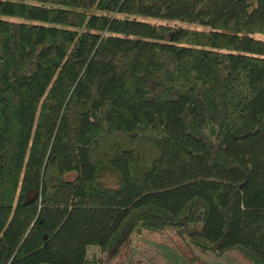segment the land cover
Segmentation results:
<instances>
[{
	"label": "trees",
	"instance_id": "16d2710c",
	"mask_svg": "<svg viewBox=\"0 0 264 264\" xmlns=\"http://www.w3.org/2000/svg\"><path fill=\"white\" fill-rule=\"evenodd\" d=\"M260 35L264 0H0V264L168 227L264 264Z\"/></svg>",
	"mask_w": 264,
	"mask_h": 264
},
{
	"label": "rangeland",
	"instance_id": "374dc122",
	"mask_svg": "<svg viewBox=\"0 0 264 264\" xmlns=\"http://www.w3.org/2000/svg\"><path fill=\"white\" fill-rule=\"evenodd\" d=\"M142 20L158 23L154 19ZM171 24L184 27L193 26L181 22H172ZM260 38H264V35H260ZM120 142L119 140L101 138L94 157L103 160V156L109 154L111 144ZM120 144L135 152H141L144 156H149L152 153V147L146 140H140L133 144L123 141ZM87 257L90 261H98L97 264L99 261L102 264H254L236 249L226 251L222 255L202 252L189 241L185 234H181L174 227H168L162 232L145 229L134 232L129 243L123 246L119 254L112 259H107L96 246L88 247Z\"/></svg>",
	"mask_w": 264,
	"mask_h": 264
}]
</instances>
